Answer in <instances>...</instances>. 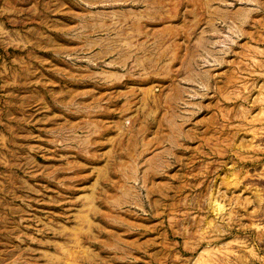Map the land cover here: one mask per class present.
Masks as SVG:
<instances>
[{
	"label": "rangeland",
	"instance_id": "374dc122",
	"mask_svg": "<svg viewBox=\"0 0 264 264\" xmlns=\"http://www.w3.org/2000/svg\"><path fill=\"white\" fill-rule=\"evenodd\" d=\"M0 264H264V0H0Z\"/></svg>",
	"mask_w": 264,
	"mask_h": 264
}]
</instances>
